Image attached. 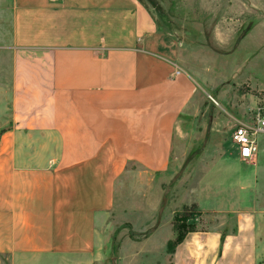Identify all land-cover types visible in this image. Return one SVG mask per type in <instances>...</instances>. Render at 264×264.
<instances>
[{
  "label": "crops",
  "instance_id": "crops-1",
  "mask_svg": "<svg viewBox=\"0 0 264 264\" xmlns=\"http://www.w3.org/2000/svg\"><path fill=\"white\" fill-rule=\"evenodd\" d=\"M10 18L0 256L94 264L96 234L123 177L148 183L170 166L175 125L197 82L140 0H10ZM176 69L182 73L172 76ZM234 148L225 157V196L215 202L234 227L187 232L168 264H264V144L256 169Z\"/></svg>",
  "mask_w": 264,
  "mask_h": 264
},
{
  "label": "rangeland",
  "instance_id": "rangeland-1",
  "mask_svg": "<svg viewBox=\"0 0 264 264\" xmlns=\"http://www.w3.org/2000/svg\"><path fill=\"white\" fill-rule=\"evenodd\" d=\"M140 1L177 41L180 63L198 87L175 125L167 170L148 183L123 177L111 215L97 231L101 259L94 264H168L178 233H230L235 218L215 204L226 192L225 157L235 155L230 135L255 97L264 95V0ZM11 29L10 0H0V136L12 123ZM256 140L264 144L261 134ZM254 162L247 167L256 169ZM250 177L259 184L256 173ZM0 260L55 264L31 256Z\"/></svg>",
  "mask_w": 264,
  "mask_h": 264
},
{
  "label": "built area",
  "instance_id": "built-area-1",
  "mask_svg": "<svg viewBox=\"0 0 264 264\" xmlns=\"http://www.w3.org/2000/svg\"><path fill=\"white\" fill-rule=\"evenodd\" d=\"M181 73V70L176 69L172 76ZM260 134H264V95L255 97L247 114L232 128L230 140L236 147L239 158L246 162L255 159L258 151L256 137Z\"/></svg>",
  "mask_w": 264,
  "mask_h": 264
},
{
  "label": "trees",
  "instance_id": "trees-1",
  "mask_svg": "<svg viewBox=\"0 0 264 264\" xmlns=\"http://www.w3.org/2000/svg\"><path fill=\"white\" fill-rule=\"evenodd\" d=\"M186 233L185 232L184 233H178L177 238H176V245L179 244L184 239Z\"/></svg>",
  "mask_w": 264,
  "mask_h": 264
},
{
  "label": "water",
  "instance_id": "water-1",
  "mask_svg": "<svg viewBox=\"0 0 264 264\" xmlns=\"http://www.w3.org/2000/svg\"><path fill=\"white\" fill-rule=\"evenodd\" d=\"M161 211H162V208H160V213H161Z\"/></svg>",
  "mask_w": 264,
  "mask_h": 264
}]
</instances>
